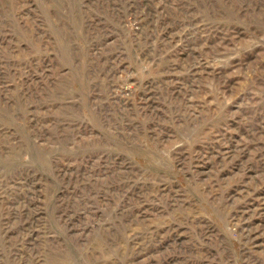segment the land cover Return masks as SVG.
<instances>
[{
    "label": "rangeland",
    "instance_id": "374dc122",
    "mask_svg": "<svg viewBox=\"0 0 264 264\" xmlns=\"http://www.w3.org/2000/svg\"><path fill=\"white\" fill-rule=\"evenodd\" d=\"M0 264H264V0H0Z\"/></svg>",
    "mask_w": 264,
    "mask_h": 264
}]
</instances>
